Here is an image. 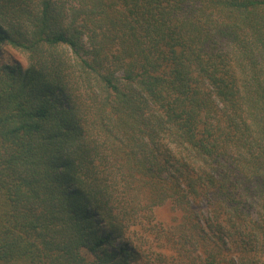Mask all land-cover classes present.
<instances>
[{
	"label": "trees",
	"instance_id": "obj_1",
	"mask_svg": "<svg viewBox=\"0 0 264 264\" xmlns=\"http://www.w3.org/2000/svg\"><path fill=\"white\" fill-rule=\"evenodd\" d=\"M5 47L0 264H264V0H0Z\"/></svg>",
	"mask_w": 264,
	"mask_h": 264
},
{
	"label": "rangeland",
	"instance_id": "obj_2",
	"mask_svg": "<svg viewBox=\"0 0 264 264\" xmlns=\"http://www.w3.org/2000/svg\"><path fill=\"white\" fill-rule=\"evenodd\" d=\"M0 62L17 63L27 66L25 56L13 49L2 48ZM146 215V216H145ZM176 211L169 202L155 207L151 214H141L127 234L132 246L143 252L146 259L158 263V254H167L165 239L167 230L175 223ZM128 264H142L137 258H130Z\"/></svg>",
	"mask_w": 264,
	"mask_h": 264
}]
</instances>
